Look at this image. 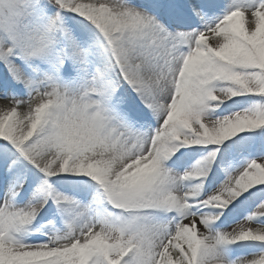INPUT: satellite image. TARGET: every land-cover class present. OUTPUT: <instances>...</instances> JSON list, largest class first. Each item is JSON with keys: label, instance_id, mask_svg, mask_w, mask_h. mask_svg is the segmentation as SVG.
Returning a JSON list of instances; mask_svg holds the SVG:
<instances>
[{"label": "snow or ice", "instance_id": "1", "mask_svg": "<svg viewBox=\"0 0 264 264\" xmlns=\"http://www.w3.org/2000/svg\"><path fill=\"white\" fill-rule=\"evenodd\" d=\"M0 264H264V0H0Z\"/></svg>", "mask_w": 264, "mask_h": 264}]
</instances>
